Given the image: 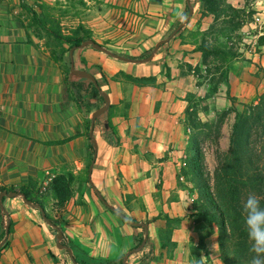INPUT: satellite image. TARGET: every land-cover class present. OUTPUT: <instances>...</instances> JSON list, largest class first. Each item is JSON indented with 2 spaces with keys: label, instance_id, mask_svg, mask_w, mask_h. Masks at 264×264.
Segmentation results:
<instances>
[{
  "label": "crops",
  "instance_id": "crops-1",
  "mask_svg": "<svg viewBox=\"0 0 264 264\" xmlns=\"http://www.w3.org/2000/svg\"><path fill=\"white\" fill-rule=\"evenodd\" d=\"M104 2L145 15L109 18L104 8L98 10L102 15L82 19L93 39L114 55L92 45L52 55L30 31L34 43L28 41L20 0H0V188L19 191L30 185L45 197V209L72 249L58 246L57 233L39 208L21 195H3L0 242L10 221L12 231L1 247L0 264H119L146 234L145 245L129 255L127 264H226L218 225L204 232L203 243L196 227L199 193L194 175L185 172L196 132L188 111L196 110L204 124L226 112L220 129L230 142L236 108L260 101L264 0H232L245 18L235 36L233 31L221 36L227 46L220 54L214 49L216 63L205 62L199 46L210 34L217 36L221 24L202 14L199 0H190L191 15L188 0ZM246 36L250 43L243 47ZM151 51L153 58L146 60ZM228 51L236 56L226 60ZM127 55L136 59L121 58ZM72 64L92 73L101 92L85 88L88 78L71 69V81L84 86L65 81ZM128 76L155 79L138 82ZM105 95L109 108L93 121ZM61 176L74 177L71 196L63 203L52 188ZM94 186L110 206L147 227L111 210Z\"/></svg>",
  "mask_w": 264,
  "mask_h": 264
},
{
  "label": "trees",
  "instance_id": "trees-1",
  "mask_svg": "<svg viewBox=\"0 0 264 264\" xmlns=\"http://www.w3.org/2000/svg\"><path fill=\"white\" fill-rule=\"evenodd\" d=\"M203 5V15H213L215 23L222 21L225 34H230L231 31H235L241 26L244 17V11L229 6L234 12V15H226L223 17L224 9L221 5V0H199ZM20 5L23 9L29 11L32 15L30 25H39L46 29L49 36H52L61 47V54L71 52L72 49L82 47V43L86 40L93 39L92 32L80 23L71 33L62 32L58 25L45 23L38 12L27 4L24 0H20ZM192 3L188 2L187 13L189 14ZM238 12V13H236ZM178 28V27H177ZM176 28V29H177ZM180 30V29H179ZM28 41L34 43L31 34L27 31ZM68 45V47L65 46ZM104 46V45H103ZM107 48L106 46H104ZM199 49L203 51L204 61L207 62L210 55L214 53L208 42L205 40L199 46ZM223 50H219L216 53ZM109 52V51H108ZM152 52V51H151ZM57 53V50H52V55ZM112 54L111 52H109ZM224 58L226 60L236 56L234 51L225 52ZM114 55V54H112ZM117 56V55H116ZM129 60H135L134 56H121ZM58 60L60 58H57ZM71 65L67 69V75L65 81L70 82L75 88L84 86L82 83H75L70 79ZM226 77V71H224ZM138 82L154 80L155 77H143L135 78L128 76ZM89 84L84 86L88 87L96 93H100L101 89L98 84L87 79ZM248 108L245 111H241L236 108V121L233 126L230 148L227 153L219 152L218 155L219 164L215 168L214 182L211 183L209 174L205 171L203 163V152L201 150L200 136L204 133H211L213 129L219 132L222 126V121L226 115V112L220 114L217 122L213 124L202 123L196 118V110L188 111L189 123L196 129V132L191 136L190 155L187 161L186 173L193 174L196 180V187L198 189V199L196 201V227L200 234V240L203 243L205 240L204 232H212L214 224L219 228V247L226 264H250L252 253L249 251L250 242L247 237V233L244 227L242 218V204L249 193H255L260 199L261 204L264 205V95L256 104L246 105ZM108 127L115 134L113 125L108 124ZM205 129V130H204ZM207 129V130H206ZM89 173V171H88ZM74 177L61 176L57 178L53 185V195L58 197L59 203L66 201L72 193L71 183ZM88 181L90 183L91 180ZM96 194L99 198L114 212L118 213L126 221L127 218L117 209L110 206L105 200L102 193L94 186ZM8 190L10 192H21L31 202L40 203L46 208L45 200L36 195L30 188V185H23L19 191L14 188H0V192ZM244 198V200H243ZM2 207L0 205V212ZM47 216L50 219L51 225H58L57 220L47 212ZM170 222L173 220L167 218ZM135 221V220H133ZM129 222V221H128ZM137 222V221H135ZM131 223V222H130ZM136 225V224H133ZM137 226V225H136ZM60 227V226H59ZM61 229V227H60ZM58 234V230L54 228ZM12 231V222L10 221V233ZM171 230L166 231L167 243H170ZM143 239H141L139 245ZM63 244L68 245L65 236L63 235ZM8 243V239L5 244ZM165 245V243H164ZM1 251V247H0ZM75 259V258H74ZM119 264H123L124 255L119 258Z\"/></svg>",
  "mask_w": 264,
  "mask_h": 264
},
{
  "label": "rangeland",
  "instance_id": "rangeland-1",
  "mask_svg": "<svg viewBox=\"0 0 264 264\" xmlns=\"http://www.w3.org/2000/svg\"><path fill=\"white\" fill-rule=\"evenodd\" d=\"M24 1L27 4H29L32 8H34L38 12V14H40L42 20L45 23L47 22L48 25L50 24L58 25L61 28L62 32L64 33H71L72 30H74L81 23L82 19L88 18V15L90 14L94 16L93 18H96L97 15H102V13H99L98 10H102L104 8L106 9L104 15L106 17L108 16L109 18H144L145 17L144 13L136 12L126 7L106 6L104 0H24ZM221 1H222L221 2L222 8L224 9V13L222 15L223 17L221 18L226 17V15H234V12L229 7V6H233L231 4L232 0H221ZM19 7L21 8V13H20V15L22 16L21 20L23 22L26 31H30L31 33H33L37 38L40 39L42 44L45 45L47 48H50L52 50L53 49L57 50V52H62L61 47L58 45L57 41L52 36L48 35L45 28L39 25H30L32 18L31 13L26 9H23L20 3H19ZM233 8L239 10V8L235 6H233ZM219 23L221 25H219L218 28H216L215 30L217 36L214 34H210L208 39L204 38L202 40L208 42L209 45L212 48L216 49L217 51L223 50L224 47L227 46V39L221 37L223 34L226 35L222 31L223 29L222 21H219ZM232 33L233 36H235L234 34L236 32L233 31ZM65 46L68 45L65 44ZM151 53L152 52H150V54ZM150 54H148V56ZM209 58L210 61H214L216 59V55L212 53V56ZM214 63L216 62L214 61ZM247 109L248 108H246V106L240 107L241 111H245ZM219 132L220 133L216 132L215 129H213L211 133H207V131L206 132L204 131V133L200 136V140H201L200 145L203 149L202 152L204 156L203 159L204 168L205 171L209 174L212 184L214 182L215 168L219 164L218 155L216 153H218V151L227 153L230 148L228 135L222 134L221 129H219ZM71 187H72V183H71ZM41 198L45 200V202L47 201L45 197H41ZM46 212L48 211L46 210Z\"/></svg>",
  "mask_w": 264,
  "mask_h": 264
},
{
  "label": "water",
  "instance_id": "water-1",
  "mask_svg": "<svg viewBox=\"0 0 264 264\" xmlns=\"http://www.w3.org/2000/svg\"><path fill=\"white\" fill-rule=\"evenodd\" d=\"M188 2H190V0H188ZM193 7L190 8V15L193 13ZM188 18H186V20L179 25V27L173 32V34H175L179 29H181V27L183 26V24L187 21ZM166 40L163 39V40H160L154 50H157ZM87 45H92L94 48L96 49H99V50H104V51H108L103 45H101L100 43H98L97 41H95L94 39H89V40H86L82 43V46H87ZM74 49L71 50V52L73 51ZM154 53L155 52H152L151 55L146 58V60H150L153 58L154 56ZM71 73L72 74H75V75H79V76H82V77H85V78H88L90 79L92 82L96 83L97 84V80L96 78L94 77V75L92 73H90L89 71L87 70H83V69H77L75 68L74 64L71 65ZM105 104L103 106H101L100 108L97 109L96 112H94L93 114V121L96 120V118L104 113L105 111L108 110L109 108V99L108 97L105 95ZM92 130H93V127H92ZM3 195H11V196H16V195H21L24 199V201L28 204H33L35 207L39 208L44 219L50 223V219L48 218L47 216V212H46V209L40 204V203H33L31 202L23 193L21 192H8L6 190L0 192V205L1 207L3 208V205H2V197ZM129 222H131L132 224H136L137 226H144L145 228L147 227V225L145 223H142V222H135L133 220H130V219H127ZM51 224V223H50ZM54 228H56L58 230V234H57V238H58V246L61 247V248H67V250L72 253V249L68 246V245H65L63 244L61 241H62V237H63V232L62 230L60 229V227L58 225H53ZM10 234V224L7 225V228H6V236L5 238L0 242V247H2L4 245V243L6 242V240L8 239V236ZM147 234L143 240V242L141 243V245L133 250H130L129 252H127L125 255H124V263L123 264H127L126 263V260L128 259L129 255L137 250H140L146 243V240H147Z\"/></svg>",
  "mask_w": 264,
  "mask_h": 264
},
{
  "label": "clouds",
  "instance_id": "clouds-1",
  "mask_svg": "<svg viewBox=\"0 0 264 264\" xmlns=\"http://www.w3.org/2000/svg\"><path fill=\"white\" fill-rule=\"evenodd\" d=\"M241 213L250 241V264H264V205L261 199L255 193H249L242 204ZM212 247L215 250L216 245Z\"/></svg>",
  "mask_w": 264,
  "mask_h": 264
},
{
  "label": "built area",
  "instance_id": "built-area-1",
  "mask_svg": "<svg viewBox=\"0 0 264 264\" xmlns=\"http://www.w3.org/2000/svg\"><path fill=\"white\" fill-rule=\"evenodd\" d=\"M249 43H250V37H248V36H246L245 38H243L241 40V44H242L243 47H245Z\"/></svg>",
  "mask_w": 264,
  "mask_h": 264
}]
</instances>
